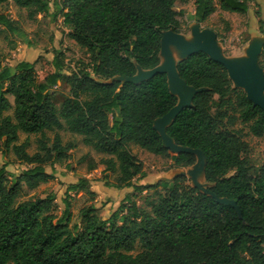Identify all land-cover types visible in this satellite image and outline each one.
Returning <instances> with one entry per match:
<instances>
[{
  "label": "trees",
  "instance_id": "obj_1",
  "mask_svg": "<svg viewBox=\"0 0 264 264\" xmlns=\"http://www.w3.org/2000/svg\"><path fill=\"white\" fill-rule=\"evenodd\" d=\"M10 1L26 9L31 19L62 17L90 62L66 76L64 61L55 54V71L41 83L35 63L0 64V145L12 148L19 161L31 166L17 176L0 169V264H264V163L252 174L243 157L247 143L238 130L221 126L228 111L237 107L242 123L261 138L264 112L234 88L222 64L202 52L178 63L180 77L204 90L195 95L192 107L180 112L167 134L177 145L204 153L210 190L235 201L240 214L187 185L185 176L156 190L150 211L126 195L108 221L90 204L82 208L80 223L70 226L69 193L97 197L87 178L68 185L60 218L52 210L55 195L17 202L24 187L35 189L53 179L55 165L63 164L74 147L63 145L58 133L51 140L47 131L67 128L108 156L99 162L86 156L88 170L102 165L107 174H117L113 184L104 181L106 188L116 190L133 188L138 193L157 189L160 183L136 182L147 174L131 145L170 156L175 168L192 167L196 157L171 156L154 127L178 103L165 74L139 84L115 79L160 65L163 32L179 33L182 22L175 8L187 0H55L53 8L48 0H0V9ZM255 1L195 0L194 14L184 21L202 24L217 8L245 15ZM0 25L18 31L5 13H0ZM260 65L264 69V52ZM61 80L68 83L70 94L58 108L50 90ZM10 109L13 116H4ZM19 132L40 135V152L30 155L26 143L16 145Z\"/></svg>",
  "mask_w": 264,
  "mask_h": 264
},
{
  "label": "rangeland",
  "instance_id": "obj_2",
  "mask_svg": "<svg viewBox=\"0 0 264 264\" xmlns=\"http://www.w3.org/2000/svg\"><path fill=\"white\" fill-rule=\"evenodd\" d=\"M48 1L53 8L55 0ZM175 11L182 22L179 34L186 36V38H192V26L196 23H186L184 20L194 14L195 0L178 2ZM0 13H5L18 28L17 32H10L0 25V64L2 66H15L21 61L35 63L37 81L41 83L55 71L53 66L55 54H60V58L63 59L64 74L66 76L79 72L83 66L89 64V55L70 37V31L64 26L62 17L58 16L55 20L51 15H38L31 19L26 9L17 7L12 1L5 4L0 9ZM198 26L200 31L206 30L215 33L222 54L231 60L247 58L248 50L254 42H257L262 47L258 56L260 64L264 52V0H256L254 4H251L249 12L245 15L225 12L217 8V11L206 22ZM171 49L175 61L185 54V51L176 50L174 47ZM239 90L245 93L244 89L239 88ZM50 93L53 94V101L59 108L64 98L69 96L70 87L66 80H61L57 87L51 88ZM10 100L13 102L12 97ZM211 113L214 117L217 116L215 109H212ZM8 115L13 116V109L4 113V116ZM221 126L229 130L239 131L241 138L248 146V150L243 157L251 173L255 174L264 163V137L259 138L250 133L249 125L242 123L237 107L228 111L227 117L221 121ZM55 133L61 136L63 145L74 146L68 153V159L61 165H55L51 172L53 179L47 183L41 184L35 189L24 187L17 202L22 203L43 198L48 194L55 195L56 199L52 210L60 218L65 211L63 198L68 185L79 181L81 178L92 180L91 190L97 193L94 200H91L90 196L83 192H71L68 195L71 205L70 226L80 223L82 208L90 204L95 205L99 216L108 221L112 213L123 204L126 195H130L142 209L150 211L151 204L156 199V192L172 183L177 175H184L187 178L186 184L194 187L189 175L192 167L175 168L170 156L154 155L138 146L131 145V152L143 164L144 171L147 174L144 180H136V182L138 184L160 182L157 189L136 193L133 188L122 190L106 188L104 181L113 184L117 174H107L104 172V166L102 165H99L95 171L90 172L86 156L96 162L108 156L97 152L91 146L83 144L82 136L71 133L67 128L55 132L47 131L46 135L52 140ZM40 138V135L19 132V140L16 145L26 143L27 153L33 155L40 152ZM170 154L171 156L175 155L172 152ZM30 167L17 159L12 148L6 149L3 145H0V169L5 168L9 174L17 176ZM198 178L202 184L206 182H204L202 175H199ZM206 186L211 187L212 185L206 182ZM139 251L140 248L137 249L136 253Z\"/></svg>",
  "mask_w": 264,
  "mask_h": 264
},
{
  "label": "water",
  "instance_id": "obj_3",
  "mask_svg": "<svg viewBox=\"0 0 264 264\" xmlns=\"http://www.w3.org/2000/svg\"><path fill=\"white\" fill-rule=\"evenodd\" d=\"M196 23V22H195ZM199 23L192 26V38L176 33L172 30L163 32L161 39V63L152 70H143L138 68L137 74L133 77H117L123 83L133 82L139 84L152 79L157 74H165L168 80V86L171 94L178 98L177 105L172 108L163 117L158 118L154 127L160 134L164 146L175 155L181 153L192 154L196 157V163L192 166L189 175L192 179L194 188L199 189L203 194L213 197L216 202L225 205H232L240 214L239 207L235 201L226 198H219L210 188L206 186L205 167L206 157L200 149H193L177 145L167 134V128L173 123L176 117L185 108L192 107L195 95L204 89H196L186 83L178 72V63L189 56L202 52L208 55L212 60L222 64L227 70L229 79L232 81L234 88L244 89L247 99L253 103L255 107H259L264 112V69L258 62V56L261 52V46L254 42L253 46L247 52V58L242 60H231L226 58L219 47L216 35L212 31H200ZM171 47L186 52V56L174 60ZM202 175L204 184L198 180V176ZM184 176V175H177ZM175 176V177H177ZM209 184V183H208Z\"/></svg>",
  "mask_w": 264,
  "mask_h": 264
},
{
  "label": "bare ground",
  "instance_id": "obj_4",
  "mask_svg": "<svg viewBox=\"0 0 264 264\" xmlns=\"http://www.w3.org/2000/svg\"><path fill=\"white\" fill-rule=\"evenodd\" d=\"M188 39H191V38H188ZM172 48V47H171ZM175 48V47H174ZM176 49V48H175ZM172 50V49H171ZM176 50H180V49H176ZM183 51V50H182ZM186 56V52H185V54L181 57V58H183V57H185ZM180 58V59H181ZM179 60V59H178ZM178 60H176V62L178 61ZM199 179V178H198Z\"/></svg>",
  "mask_w": 264,
  "mask_h": 264
}]
</instances>
